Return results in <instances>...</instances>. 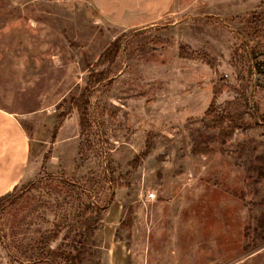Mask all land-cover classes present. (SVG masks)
<instances>
[{
  "label": "rangeland",
  "instance_id": "1",
  "mask_svg": "<svg viewBox=\"0 0 264 264\" xmlns=\"http://www.w3.org/2000/svg\"><path fill=\"white\" fill-rule=\"evenodd\" d=\"M173 20L0 0V109L40 167L0 204V264H100L114 200L132 264H264V0H193ZM100 72L79 136L74 102Z\"/></svg>",
  "mask_w": 264,
  "mask_h": 264
},
{
  "label": "crops",
  "instance_id": "2",
  "mask_svg": "<svg viewBox=\"0 0 264 264\" xmlns=\"http://www.w3.org/2000/svg\"><path fill=\"white\" fill-rule=\"evenodd\" d=\"M98 9L123 29L152 26L186 13L193 0H95ZM31 140L18 117L0 109V197L30 180L39 168L30 163ZM122 206L114 200L103 219L100 264H132L131 248L118 238L122 226Z\"/></svg>",
  "mask_w": 264,
  "mask_h": 264
},
{
  "label": "trees",
  "instance_id": "3",
  "mask_svg": "<svg viewBox=\"0 0 264 264\" xmlns=\"http://www.w3.org/2000/svg\"><path fill=\"white\" fill-rule=\"evenodd\" d=\"M119 42L120 41L117 40L112 45H110V48L108 50H106V52L100 56L99 62H102V63L108 62V64H112L114 61V58H115V54L118 51ZM106 79H107V74L105 75L104 72H100L98 74L90 76L86 82V85H85V88H84L82 94L74 102V105L77 108V111L79 112V117H78L79 136H83L84 133L87 132L88 129L90 128V125H89V122L87 119L88 118L87 117L88 116L87 109H88L89 97H90L89 95H90L91 91H93L96 86H98L100 83L104 82ZM60 126H61V121L57 124V127L53 131L52 140L55 138L56 132ZM49 153H50V151H49ZM49 153L46 155L48 158L50 156ZM145 154L146 153L144 152L141 154V156H144ZM138 160H139V156L134 157V159L132 161L137 162ZM40 171L41 172L39 173V176H41V173L44 172V168L42 167ZM15 190L16 189H14L12 192L7 193V194L3 195L2 197H0V204L3 201L7 202V204L10 203L11 202V195ZM98 217L88 219V221L85 223L87 226L86 228L91 229L92 226H95V224L97 223Z\"/></svg>",
  "mask_w": 264,
  "mask_h": 264
},
{
  "label": "built area",
  "instance_id": "4",
  "mask_svg": "<svg viewBox=\"0 0 264 264\" xmlns=\"http://www.w3.org/2000/svg\"><path fill=\"white\" fill-rule=\"evenodd\" d=\"M147 198L148 199H153L154 197H153V194H149V195H147Z\"/></svg>",
  "mask_w": 264,
  "mask_h": 264
}]
</instances>
